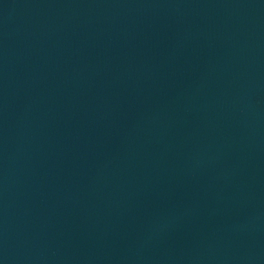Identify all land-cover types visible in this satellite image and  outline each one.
<instances>
[{"label":"water","instance_id":"obj_1","mask_svg":"<svg viewBox=\"0 0 264 264\" xmlns=\"http://www.w3.org/2000/svg\"><path fill=\"white\" fill-rule=\"evenodd\" d=\"M0 264H264V0H0Z\"/></svg>","mask_w":264,"mask_h":264}]
</instances>
